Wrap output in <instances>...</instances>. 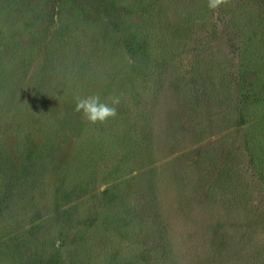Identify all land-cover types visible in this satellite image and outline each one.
Segmentation results:
<instances>
[{
	"label": "rangeland",
	"instance_id": "obj_1",
	"mask_svg": "<svg viewBox=\"0 0 264 264\" xmlns=\"http://www.w3.org/2000/svg\"><path fill=\"white\" fill-rule=\"evenodd\" d=\"M207 3L0 0V264H264V0Z\"/></svg>",
	"mask_w": 264,
	"mask_h": 264
},
{
	"label": "clouds",
	"instance_id": "obj_2",
	"mask_svg": "<svg viewBox=\"0 0 264 264\" xmlns=\"http://www.w3.org/2000/svg\"><path fill=\"white\" fill-rule=\"evenodd\" d=\"M230 2L231 0H208L207 7L215 11L222 6H228ZM121 96L122 94L113 95L105 102L99 95H77L74 97V112L80 113L91 125L106 124L117 117Z\"/></svg>",
	"mask_w": 264,
	"mask_h": 264
}]
</instances>
